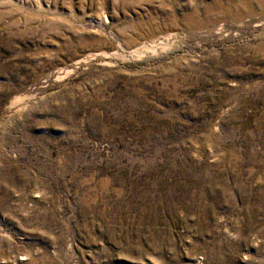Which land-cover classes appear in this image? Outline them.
Wrapping results in <instances>:
<instances>
[{"label": "rangeland", "instance_id": "374dc122", "mask_svg": "<svg viewBox=\"0 0 264 264\" xmlns=\"http://www.w3.org/2000/svg\"><path fill=\"white\" fill-rule=\"evenodd\" d=\"M0 2V264H264V0Z\"/></svg>", "mask_w": 264, "mask_h": 264}, {"label": "bare ground", "instance_id": "6f19581e", "mask_svg": "<svg viewBox=\"0 0 264 264\" xmlns=\"http://www.w3.org/2000/svg\"><path fill=\"white\" fill-rule=\"evenodd\" d=\"M1 3V2H0ZM156 42V41H155ZM143 46V45H142Z\"/></svg>", "mask_w": 264, "mask_h": 264}]
</instances>
